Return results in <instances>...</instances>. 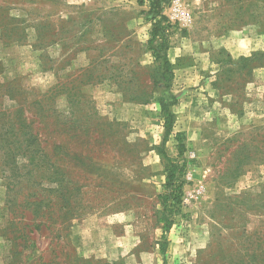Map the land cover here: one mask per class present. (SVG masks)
I'll use <instances>...</instances> for the list:
<instances>
[{
	"label": "rangeland",
	"instance_id": "374dc122",
	"mask_svg": "<svg viewBox=\"0 0 264 264\" xmlns=\"http://www.w3.org/2000/svg\"><path fill=\"white\" fill-rule=\"evenodd\" d=\"M0 85V264H264V0H0Z\"/></svg>",
	"mask_w": 264,
	"mask_h": 264
},
{
	"label": "trees",
	"instance_id": "16d2710c",
	"mask_svg": "<svg viewBox=\"0 0 264 264\" xmlns=\"http://www.w3.org/2000/svg\"><path fill=\"white\" fill-rule=\"evenodd\" d=\"M158 3L160 4V0H152V4ZM153 37L151 41H154L156 37V29L152 30ZM159 48L164 50L163 54V66L166 69H169L172 64L170 63L167 54L165 53L166 42L162 40L161 44H159ZM154 54L158 55V52L153 51ZM159 57V56H157ZM1 86V85H0ZM7 96L10 97L9 94ZM164 114L166 116L165 119V127L167 132H170L173 129V120L169 117V109L168 105L162 104ZM13 112H0V157L6 160L7 165L11 160H14L17 155H21L25 157V159L40 160L42 157H46L45 147L41 146L40 141L38 140L37 133L33 127H31L33 120L26 117L19 116L17 119L15 118H4L3 116H9ZM23 138V139H22ZM11 145H16L12 147ZM11 163V162H10ZM13 169L16 168L15 163L13 164ZM177 175V167L171 163V166L168 167V181L171 185L172 181L176 178ZM175 191V190H174ZM177 199L178 196L175 194L174 199ZM165 197V201H166ZM163 252V248H161Z\"/></svg>",
	"mask_w": 264,
	"mask_h": 264
}]
</instances>
